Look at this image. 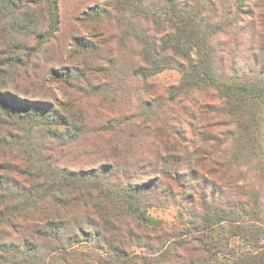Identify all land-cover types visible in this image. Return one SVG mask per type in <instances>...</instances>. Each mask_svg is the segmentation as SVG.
Masks as SVG:
<instances>
[{"label":"trees","instance_id":"16d2710c","mask_svg":"<svg viewBox=\"0 0 264 264\" xmlns=\"http://www.w3.org/2000/svg\"><path fill=\"white\" fill-rule=\"evenodd\" d=\"M60 18L0 0V264H264V0H103L48 67Z\"/></svg>","mask_w":264,"mask_h":264},{"label":"rangeland","instance_id":"374dc122","mask_svg":"<svg viewBox=\"0 0 264 264\" xmlns=\"http://www.w3.org/2000/svg\"><path fill=\"white\" fill-rule=\"evenodd\" d=\"M103 0H59L60 19H61V31L57 34V39L52 41L47 46V52L45 58L48 61L47 66L50 67L57 65L53 59L58 58V66L62 65L61 62L64 59H59L58 49L61 52L67 49L70 44V37L75 35L74 28L76 29V17L82 14L83 11L88 10L94 3H102ZM93 34L92 32L89 34ZM76 35H87L85 31L77 32ZM27 43L33 44L32 38H28ZM180 80V74L176 70H165L147 80L152 85H172L176 86ZM47 89V88H46ZM149 215L164 223L168 227H186L188 224V217L182 212V210L176 206H170L164 209L153 208L149 210ZM138 251V249H137Z\"/></svg>","mask_w":264,"mask_h":264}]
</instances>
